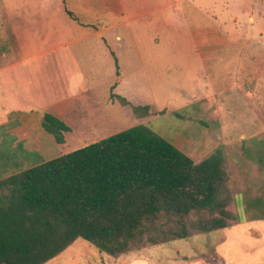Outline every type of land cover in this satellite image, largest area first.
<instances>
[{"label":"crops","instance_id":"1","mask_svg":"<svg viewBox=\"0 0 264 264\" xmlns=\"http://www.w3.org/2000/svg\"><path fill=\"white\" fill-rule=\"evenodd\" d=\"M1 11L0 141L10 136L20 149L11 175L64 155L60 148L73 132L66 125L70 114L78 112V123L92 128L88 118L96 108L89 93L99 77L115 73L126 92L121 55L128 66L153 60L147 77L171 79L172 98L155 110L195 107L207 117L211 110L218 116L235 111L219 117V125L264 132L257 116L264 109V58L257 56L264 47V10L249 0H2ZM44 114L69 127L62 144L42 128ZM77 240L44 264H164L152 256L157 247L114 259ZM223 257L181 264H228Z\"/></svg>","mask_w":264,"mask_h":264},{"label":"trees","instance_id":"2","mask_svg":"<svg viewBox=\"0 0 264 264\" xmlns=\"http://www.w3.org/2000/svg\"><path fill=\"white\" fill-rule=\"evenodd\" d=\"M41 126L57 144L69 131L50 114ZM225 181L220 150L195 164L145 125L130 127L0 180V264H44L77 239L117 258L228 228ZM162 217H177L179 230L159 226Z\"/></svg>","mask_w":264,"mask_h":264},{"label":"rangeland","instance_id":"3","mask_svg":"<svg viewBox=\"0 0 264 264\" xmlns=\"http://www.w3.org/2000/svg\"><path fill=\"white\" fill-rule=\"evenodd\" d=\"M249 2L254 3L257 9L261 7L264 10V0H249ZM1 3L2 0H0V22L5 17L1 11ZM70 4L71 1L68 5ZM261 23L264 28V19ZM112 41L113 39L110 38L111 44L121 55L122 47H118V43ZM130 51H134V48L130 47ZM259 55L264 58V47L257 54ZM111 59L113 61V58ZM141 62L134 61L131 66H128L121 55L119 74L126 76L124 77L126 92H124L123 81H117L114 78L115 73L114 77L111 72L100 75L101 77L97 79L92 87L93 90L89 93L90 104H94L96 108L94 112L90 110L92 115L88 118L89 122H93L92 128L87 129L88 125L84 128L78 123L76 119L78 112L70 114L66 125L70 126L73 132L66 135L61 151L67 154L137 125H145L168 143L178 147L185 155L188 152L195 164L216 150H220L224 157L225 187L228 191L226 210L234 217L230 221V226L208 233L191 230L189 232L191 235L185 239L154 245L144 243L143 248L140 247L141 249L132 252L157 247V252L152 256L157 257L158 263L164 264L168 261L181 264L193 258H198L202 262H217L216 257H223V252L226 253L228 264H264V249H262L264 244V132L257 131L261 127L219 125L217 122L219 117L226 113L233 114L235 111H219L218 116V111L211 110L212 115L207 117L195 107L178 111L155 110L165 107L164 102L172 98L171 79L163 77L161 81V77H147L150 74L147 71H152L154 61ZM110 84L113 85L110 91H107ZM116 95L123 98L124 102ZM149 103H152V106ZM145 106L148 107L147 111L143 110ZM134 109H136L135 112ZM257 112L258 121L264 124V109ZM189 138H193L197 144L191 145L192 141H188ZM12 139L10 136H3L0 141V179L10 176L17 168L15 162L20 149L13 146ZM200 217L209 219L210 215L204 212L189 216L185 220L187 227H189L188 224H196ZM176 223H178L177 217L171 221L167 217H162L157 222L159 226L170 224L177 231L179 226L175 225ZM157 233L154 234L158 235V239L162 237L159 232ZM77 241L90 245L82 239ZM101 253L100 255H103Z\"/></svg>","mask_w":264,"mask_h":264}]
</instances>
